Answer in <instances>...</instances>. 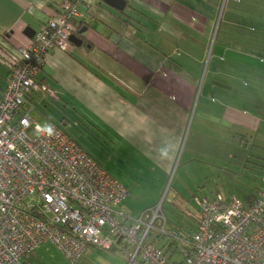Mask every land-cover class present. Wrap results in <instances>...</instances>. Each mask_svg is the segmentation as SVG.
<instances>
[{
  "label": "crops",
  "instance_id": "0c3cea01",
  "mask_svg": "<svg viewBox=\"0 0 264 264\" xmlns=\"http://www.w3.org/2000/svg\"><path fill=\"white\" fill-rule=\"evenodd\" d=\"M93 1L90 7H79L82 30L86 28L83 38L92 48L50 52L38 80L50 85L66 110L101 133L115 152L112 160L124 150L135 158L138 172L128 181L106 171L129 192L120 205L126 217L136 216L135 210L153 209L171 189L169 202L160 203L167 235L154 230L148 240L165 251L172 264H184L199 223L195 199L209 201L221 194L251 204L264 191V48L235 54L238 59L232 66H246L248 83L239 84L240 90L238 81L230 88L220 84L231 101L219 107L211 102L216 89L212 81L201 85L198 74L192 76L205 65L211 35L202 0H130L123 13L102 0ZM59 3L0 0V99L7 87L6 61L31 43L27 29L36 35L58 14ZM140 27L150 33L153 44L140 40ZM212 70L219 71L220 65ZM199 90L198 105L201 100L204 105L190 126L196 130H187ZM36 96L28 98V104L34 105ZM229 145L235 149L226 160L223 149ZM182 160V181L171 186ZM133 192L138 200L130 201ZM27 262L70 264L49 243L33 251ZM78 264L129 263L117 245L112 251L89 246Z\"/></svg>",
  "mask_w": 264,
  "mask_h": 264
},
{
  "label": "built area",
  "instance_id": "2783aa9c",
  "mask_svg": "<svg viewBox=\"0 0 264 264\" xmlns=\"http://www.w3.org/2000/svg\"><path fill=\"white\" fill-rule=\"evenodd\" d=\"M93 4L60 0L58 14L5 63L0 264H31L28 256L46 243L70 264H78L89 246L109 251L119 241L129 264H172L169 255L148 240L154 230L167 235L161 204L139 218L126 217L117 208L128 198V190L61 128L40 129L31 117V96L57 100L50 85L38 80L48 54L70 50V38L82 18L79 7ZM261 178L264 183V168ZM195 202L199 223L184 264H264V191L251 204L221 194ZM157 220L162 224L155 228Z\"/></svg>",
  "mask_w": 264,
  "mask_h": 264
},
{
  "label": "rangeland",
  "instance_id": "374dc122",
  "mask_svg": "<svg viewBox=\"0 0 264 264\" xmlns=\"http://www.w3.org/2000/svg\"><path fill=\"white\" fill-rule=\"evenodd\" d=\"M202 3L206 4L205 6L207 7V30L211 35L208 41V51L204 61L205 65L201 72H192V76L198 74L197 77L200 79L201 85L207 84V86H209L212 81V86L216 89L213 91L214 94L213 97H211V102L220 107L221 102L224 101L228 103L231 101V94L229 91H227L228 93L223 92L225 89L221 88V85L224 84L223 86L227 85L230 88V85L234 81H238L239 83L236 89L240 90L239 84L244 85L248 83V81H246L248 74L246 66H232L235 64L236 59H238L235 54L239 50L246 52L251 49L255 51L259 48H264V0H202ZM141 28L142 27L138 28L140 29V40L147 42L149 45L150 43L153 44L150 33L148 31H143L146 29L142 30ZM214 50L215 55L213 53ZM227 50H229V52L226 54ZM220 51H222V53H220ZM221 55H223V57H220ZM174 56L180 59L177 52ZM174 60L176 61V59ZM240 60L239 58V62ZM216 63L220 65V70L214 72L212 69ZM209 64L212 65L210 68ZM233 86L232 88L234 90L235 87ZM229 88H226V90ZM199 92L200 90L197 92L194 100L191 120L187 130H196L195 126H193L192 129H190V126L193 118L198 117L204 105L202 100L198 105ZM234 93L241 94L238 91ZM239 102L240 105L243 104L241 98H239ZM197 106L198 108L196 110ZM206 106L209 107L208 104H206ZM213 106L214 105H211L210 108H214ZM34 108L31 117L36 123L35 126L37 125L38 128L43 130L48 129L53 124L60 127L108 173L118 175L123 180L128 181V177L131 178L133 174L138 172V163L135 158L132 160L130 154L126 153L125 150L121 155L115 156L114 160H112L111 157L115 155V152L110 149V146L107 144V141L104 140L101 133L98 130L89 129L85 122L79 120L77 116L72 113V110H66L64 102H58L52 97L42 98L36 96ZM63 119H65L66 126H64V123H61ZM207 130H209V126ZM31 135L35 136L33 132H31ZM234 149L235 147L230 145L224 147V158L226 160L228 155L233 153ZM181 154L180 157L183 156V153ZM184 156H186V154ZM184 168L183 160L180 164L177 163L170 179L171 186H178L182 181L180 180V175H182ZM177 169L180 170L179 174H177ZM170 192L171 189L170 191L167 190L161 201L153 207L156 208L164 201V203L167 204L171 196ZM133 200H138V193L133 192L131 194L130 201ZM120 209L123 208L119 206L117 210L120 211ZM147 209L141 212L135 210L134 213L136 216H133L131 219L139 218ZM128 223H130V220Z\"/></svg>",
  "mask_w": 264,
  "mask_h": 264
},
{
  "label": "water",
  "instance_id": "95a60500",
  "mask_svg": "<svg viewBox=\"0 0 264 264\" xmlns=\"http://www.w3.org/2000/svg\"><path fill=\"white\" fill-rule=\"evenodd\" d=\"M102 1L104 4L120 12L123 11L127 5L126 0H102ZM85 31H86V28L81 30L80 33L83 34ZM25 34L31 39L34 38L35 36V32L30 29H27L25 31ZM70 42L79 48L83 46L82 40H80L76 35L71 36Z\"/></svg>",
  "mask_w": 264,
  "mask_h": 264
},
{
  "label": "trees",
  "instance_id": "16d2710c",
  "mask_svg": "<svg viewBox=\"0 0 264 264\" xmlns=\"http://www.w3.org/2000/svg\"><path fill=\"white\" fill-rule=\"evenodd\" d=\"M127 1V5H128V3L130 2V0H126ZM126 5V6H127ZM125 10V9H124ZM124 11H122L121 13H123ZM124 22L125 23H128L129 24V21L126 19V20H124ZM78 23H79V27H78V30H77V32H76V36L80 39V40H82V42H83V46L82 47H84V48H88V49H90V48H92V46L89 44V43H87L86 42V40L83 38V34H81L80 33V31L82 30V28L84 27V20L83 19H80V20H78ZM71 45L72 46H75L74 44H72L71 43ZM42 70H43V66H42ZM41 70V71H42ZM41 73V72H40ZM41 82H43V81H41ZM65 120L63 119L62 121H61V123H63ZM60 128V127H59ZM79 146V145H78ZM80 147V146H79ZM90 156V155H89ZM91 157V156H90ZM263 168H264V165L261 167V177H262V170H263ZM217 195H219V194H217ZM216 195V196H217ZM161 208H162V205H161ZM146 215V214H145ZM162 224V221L161 220H157L155 223H154V227L155 228H157V227H159L160 225ZM117 245H119V246H122V243L119 241L118 243H117ZM116 245V246H117ZM115 248V246L112 248V249H110L109 251H112L113 249ZM122 249H123V247H122ZM140 264H142V263H140Z\"/></svg>",
  "mask_w": 264,
  "mask_h": 264
}]
</instances>
